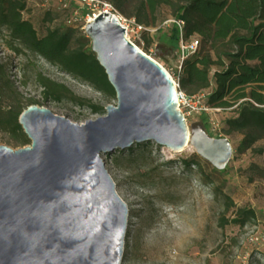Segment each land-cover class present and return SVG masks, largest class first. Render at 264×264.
<instances>
[{
  "label": "water",
  "instance_id": "obj_1",
  "mask_svg": "<svg viewBox=\"0 0 264 264\" xmlns=\"http://www.w3.org/2000/svg\"><path fill=\"white\" fill-rule=\"evenodd\" d=\"M84 28L117 104L83 125L38 106L21 114L31 144L0 145V264H121L129 209L103 154L153 142L175 154L194 147L219 172L232 160L227 138L190 131L172 77L115 16Z\"/></svg>",
  "mask_w": 264,
  "mask_h": 264
},
{
  "label": "rangeland",
  "instance_id": "obj_2",
  "mask_svg": "<svg viewBox=\"0 0 264 264\" xmlns=\"http://www.w3.org/2000/svg\"><path fill=\"white\" fill-rule=\"evenodd\" d=\"M137 1L128 0L121 8L114 3L113 6L125 19H136ZM46 11L54 15L53 23H45ZM71 11L63 12L58 0H28L24 15L33 23L39 36H44L47 27L64 25L72 16ZM78 13L79 19L88 14L84 8ZM173 14V6L158 9L155 25L149 27L153 30V43L145 49L147 42L144 39L145 44L138 47L175 80L182 70L183 54L181 41L176 44L171 39L172 25L165 24L173 20ZM83 24L79 20V36L86 35ZM7 39L8 33L0 32V86H3V79L8 81L2 89L7 108L15 101L22 104L25 111L31 106L43 107L56 116L83 125L88 120L95 121L105 116L108 106H116V98L105 96L87 81L64 72L32 51L25 49L22 54H14L5 45ZM87 48L92 52L89 38ZM41 77L64 86L73 98L67 96L55 102L47 97ZM91 106L102 107L105 113H95ZM231 115L211 117L215 124L221 126L225 117ZM203 124L210 135L215 137L218 134L210 123V116H191L188 119L190 131ZM221 133L231 142L233 154L227 168L220 173H216L217 170L191 146L175 154L152 142L142 158L130 156L128 149L101 156L118 195L129 209L121 264H264V182L257 178L250 181L251 166L264 168V155L254 154L252 150L238 151L242 138L240 133L227 135L225 130ZM30 144L31 140L23 130L21 135L12 134L10 130L0 132L2 146L19 150ZM255 147L264 150V139ZM115 159L119 161L118 166ZM192 159L196 164L189 173L184 161ZM201 171L210 176L213 186L219 187L221 193H216V188L202 180ZM223 193L231 197L237 209L254 211V221L243 228L233 223L221 227V218L236 219L235 210L224 213L225 203L220 195Z\"/></svg>",
  "mask_w": 264,
  "mask_h": 264
},
{
  "label": "trees",
  "instance_id": "obj_3",
  "mask_svg": "<svg viewBox=\"0 0 264 264\" xmlns=\"http://www.w3.org/2000/svg\"><path fill=\"white\" fill-rule=\"evenodd\" d=\"M110 1L119 8L128 2ZM27 2L28 0H0V32L8 33V39L5 40L8 50L14 54L30 50L115 100L116 94L109 84L106 72L99 65L97 57L87 48V36L78 35L79 19L69 16L64 25L47 27L46 35L39 36L33 23L25 18ZM164 6H173V19L184 25L182 33L173 25L171 39L176 44L180 41L188 44L194 38L199 40L198 50L183 60L182 70L176 77L181 90L189 97L206 93L207 105L230 109L232 115L225 117L221 124L222 132L225 130L227 135L236 132L242 135L238 151L252 150L254 154L264 155L263 149L255 147L257 142L264 139V0H138L135 20L151 27L155 25L158 9ZM53 16L46 11L45 23H53ZM83 23L84 28L85 22ZM144 39L147 42L145 49H148L154 37L145 32ZM1 82L0 132L10 130L12 134L21 135L19 117L25 109L16 101L6 107L2 89L8 81L3 79ZM41 85L45 95L55 102H60L67 96L73 98L67 88L52 83L49 79L41 77ZM91 109L95 113H105L102 107L91 106ZM202 126L207 129L204 124ZM221 134L214 138L223 137ZM149 143L152 142L134 144V147L126 151L130 156L142 158L147 154L145 149L147 151L151 146ZM148 154L151 155V152ZM115 161L118 166L119 161ZM184 164L191 173L196 163L192 159L184 161ZM251 171V182L256 178L264 182V168L252 165ZM200 173L202 180L213 186L210 176L204 175L202 171ZM213 187L216 188V193H221L219 187ZM220 195L225 203L224 213L235 210L236 216L232 221L226 217L221 218V227L233 223L243 228L254 221V211L237 209L229 195Z\"/></svg>",
  "mask_w": 264,
  "mask_h": 264
},
{
  "label": "built area",
  "instance_id": "obj_4",
  "mask_svg": "<svg viewBox=\"0 0 264 264\" xmlns=\"http://www.w3.org/2000/svg\"><path fill=\"white\" fill-rule=\"evenodd\" d=\"M59 5L63 11L69 12L71 10L73 18H78V11L80 9H85L87 11V15L82 20L85 22L92 21L94 18L98 16L100 13H109L112 16H115L122 27L126 30V38L128 41H131L139 50L138 47L140 44L144 45V33L149 32L152 33L153 30L147 26L139 24L135 19H125L116 8L109 2L104 0H58ZM165 24L176 25L181 33L183 32V24L175 19L171 21H167ZM199 48V40L194 38L188 44L181 41V52L183 54L182 61L189 56L190 54L195 53ZM141 51V50H140ZM142 52V51H141ZM181 68V67H180ZM173 79V78H172ZM174 84H176L177 93H178V107L188 124V119L191 116H210V123L214 126L215 130L218 134H221V126L219 124L214 123V119L211 116H220L222 114L230 113V109L223 108H213L206 104V96L207 94H200L195 96H187L180 87L178 78L173 79ZM218 123V122H217Z\"/></svg>",
  "mask_w": 264,
  "mask_h": 264
},
{
  "label": "bare ground",
  "instance_id": "obj_5",
  "mask_svg": "<svg viewBox=\"0 0 264 264\" xmlns=\"http://www.w3.org/2000/svg\"><path fill=\"white\" fill-rule=\"evenodd\" d=\"M189 147V146H188ZM188 147H186L182 152H184Z\"/></svg>",
  "mask_w": 264,
  "mask_h": 264
}]
</instances>
